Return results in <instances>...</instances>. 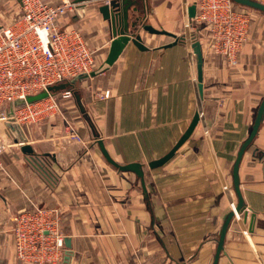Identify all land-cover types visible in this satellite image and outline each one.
<instances>
[{"label": "crops", "instance_id": "1", "mask_svg": "<svg viewBox=\"0 0 264 264\" xmlns=\"http://www.w3.org/2000/svg\"><path fill=\"white\" fill-rule=\"evenodd\" d=\"M75 1L77 9L61 24L81 32L97 67L112 38L98 10L107 0ZM196 2L131 0L128 31L139 34L145 49L128 41L108 69L67 85L71 95L58 96L56 114L19 125L32 153L0 124L6 144L0 151V264H36L16 257L11 217L37 208L52 211L69 240L67 264L212 263L223 217L236 201L232 164L264 96V30L249 10L246 40L229 61L209 47L205 24L185 26L187 8ZM143 23L184 39L163 47L173 38L149 33ZM193 36L202 50V95ZM195 112L199 121L190 136L167 162L150 168ZM69 128L80 143L69 139ZM103 148L117 165L138 163L144 185L134 170L111 163ZM238 177L246 215L232 218L217 264H264V116Z\"/></svg>", "mask_w": 264, "mask_h": 264}, {"label": "built area", "instance_id": "2", "mask_svg": "<svg viewBox=\"0 0 264 264\" xmlns=\"http://www.w3.org/2000/svg\"><path fill=\"white\" fill-rule=\"evenodd\" d=\"M256 1L264 4V0ZM18 2L20 9L16 16L9 24L0 25V123L13 120L18 125L35 124L56 114L58 96L68 97L70 90L65 88L37 101L13 105L11 115H7V103L25 100L52 85L89 73L96 67L95 55L77 28L61 24L67 12L77 9L75 0ZM196 6L194 17L185 26L205 24L211 50L234 61L246 40L249 9L232 0H197ZM194 39L197 38L193 36ZM69 139L82 141L73 128H69ZM5 145L0 140V151ZM11 221L15 255L21 262H61L64 237L52 211L23 210L14 214Z\"/></svg>", "mask_w": 264, "mask_h": 264}, {"label": "water", "instance_id": "3", "mask_svg": "<svg viewBox=\"0 0 264 264\" xmlns=\"http://www.w3.org/2000/svg\"><path fill=\"white\" fill-rule=\"evenodd\" d=\"M232 1L237 5L244 6V7L254 9V10L264 13V4L256 0H232ZM130 4H131V0H107L105 3L99 5L98 7L99 12L102 14L103 18L107 19L110 23L112 38L109 43V48H108L106 57L97 67H95L89 73L81 74L74 78H70L67 81H64L62 83L52 85L47 88V91H41L37 94L29 95L25 98V100L18 99V100H15L13 103H7V107H6L7 115L12 114L13 105L19 106V105H22L24 101L33 102V101L40 100L42 98L47 97L48 93H54L59 90L67 88L68 84L74 83L77 80L95 76L105 71L117 59V57L122 52L123 48L125 47L128 41H131L139 49H145V46L142 44V40L139 34L137 33L130 34L128 31L126 18H127V9L130 6ZM195 12H196L195 4L189 5L187 8L188 20L191 21V19L195 15ZM141 27L143 30L149 33L165 34L173 38L172 43H167L163 45V47H169L172 44H175L176 42L184 39L183 36H177L175 33L166 31L164 29H157L146 23H143ZM191 49H192V53L194 55L195 63H196V75H197L196 78L198 82L197 87H198L199 94L202 95V50H201L200 41L198 39H194L191 42ZM263 116H264V96L262 97L255 111L254 119H253V122L250 128L249 134L239 146L237 153H236V157L232 164V169H231L232 189L235 193L236 201H235L234 206L223 217L222 225L215 239L216 248H215V252L213 256V261L211 264H217L218 257L223 249V242H224L225 234H226L227 228L232 218L234 216H239L241 213H243V215H246V212L244 211L243 198L241 196V192L239 188L238 167H239V163H240L243 153L251 145L255 135L257 134V131L261 124ZM198 121H199V113L195 112L188 127L186 128L184 133L179 137V139L176 141L173 147L162 157L150 161L148 163V166L150 168H155L167 162L173 156L175 151L180 147V145L184 143L185 140L190 136V134L192 133ZM5 125L7 129L10 131V133L13 135L14 143L18 144L19 148L23 152L32 153L33 152L32 147L26 143V140L24 138V135H23V132L20 126L13 120L7 121ZM102 152L106 156V158L111 163L116 165L119 169L134 170L139 175L142 185H144L143 171L141 169V166L138 163H132V164H127V165H117V163L111 160L107 151L104 148L102 149ZM64 245L66 247L70 246V242L68 239L64 240ZM68 259H69V254L66 250L62 264H67Z\"/></svg>", "mask_w": 264, "mask_h": 264}, {"label": "rangeland", "instance_id": "4", "mask_svg": "<svg viewBox=\"0 0 264 264\" xmlns=\"http://www.w3.org/2000/svg\"><path fill=\"white\" fill-rule=\"evenodd\" d=\"M19 9L18 0H0V25L9 24L19 12ZM249 10L252 12L253 24L264 30V13L250 8Z\"/></svg>", "mask_w": 264, "mask_h": 264}]
</instances>
